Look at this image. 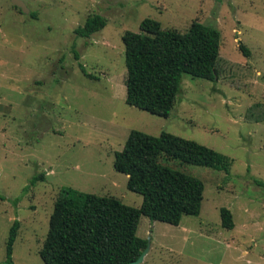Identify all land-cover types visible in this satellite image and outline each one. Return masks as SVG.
Returning <instances> with one entry per match:
<instances>
[{"label": "rangeland", "instance_id": "374dc122", "mask_svg": "<svg viewBox=\"0 0 264 264\" xmlns=\"http://www.w3.org/2000/svg\"><path fill=\"white\" fill-rule=\"evenodd\" d=\"M22 1L28 14L0 0V262L17 220L13 264H44L39 250L62 187L139 207L142 196L113 167L135 129L191 139L232 161L226 173L160 157L203 182L202 203L178 225L140 216L136 234L148 246L140 264H264V121L244 118L248 105L264 102V0ZM92 14L106 25L77 36ZM146 17L180 32L193 21L220 32L218 78L182 74L167 117L125 102L122 35L139 32ZM221 207L232 229L222 226Z\"/></svg>", "mask_w": 264, "mask_h": 264}, {"label": "trees", "instance_id": "16d2710c", "mask_svg": "<svg viewBox=\"0 0 264 264\" xmlns=\"http://www.w3.org/2000/svg\"><path fill=\"white\" fill-rule=\"evenodd\" d=\"M105 25V17L92 14L74 32L89 37ZM122 41L127 66L125 102L152 114L168 116L180 91L182 74L212 81L219 76L220 32L214 26L193 21L180 32L162 28L159 21L146 17L140 31H125ZM239 49L249 55L242 43ZM79 67L86 73L83 64ZM244 118L264 121V102L248 105ZM164 155L226 173L232 162L227 155L191 139L169 132L151 135L132 129L123 148L114 153L113 167L127 175V188L142 196L140 206L125 204L113 196L62 187L39 250L44 264H129L147 245V240L136 234L140 216L178 225L182 215H198L203 182L161 163ZM41 178H32L31 184ZM220 217L224 228L234 227L228 208H220ZM18 228L16 220L9 230L4 264H13Z\"/></svg>", "mask_w": 264, "mask_h": 264}, {"label": "water", "instance_id": "95a60500", "mask_svg": "<svg viewBox=\"0 0 264 264\" xmlns=\"http://www.w3.org/2000/svg\"><path fill=\"white\" fill-rule=\"evenodd\" d=\"M11 3L15 7L19 8L23 13H25V14L29 13V9L27 8V6L25 5V3L22 0H11ZM147 250H148V246L146 245V247L142 250V252L137 257V259L131 261L129 264H140L143 261Z\"/></svg>", "mask_w": 264, "mask_h": 264}]
</instances>
